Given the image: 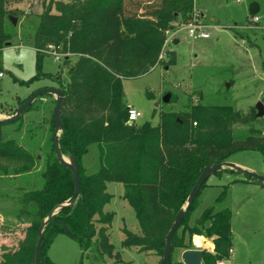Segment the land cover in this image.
<instances>
[{"label": "trees", "instance_id": "1", "mask_svg": "<svg viewBox=\"0 0 264 264\" xmlns=\"http://www.w3.org/2000/svg\"><path fill=\"white\" fill-rule=\"evenodd\" d=\"M32 1L0 0V52L11 46L17 36L10 17L20 19L25 12L18 6ZM194 3L195 0H50L44 5L33 43L38 74L22 84L30 86L48 78L55 83L54 88L63 92L59 145L64 157L73 156L77 162L81 193L71 208L55 215L45 228L41 264H55L49 251L63 234L78 242L82 259L94 252L99 260L108 257L116 263L123 262L110 242L115 215L105 211L113 199L107 191L109 183L124 186L123 199L135 211L141 229L140 236L125 230L123 247L163 258L167 235L203 170L230 162L234 154L242 151L264 153V117L258 118L255 108L245 113L232 106L195 104L190 98L184 111L162 113L157 126L148 122L127 124L129 107L123 80L143 76L162 63L166 32L175 29L171 23L193 18ZM49 45L69 55L62 59L65 76L61 72L42 73V61L47 56L42 50ZM32 95L18 97L13 105L0 108V113L14 115ZM49 98L53 96L39 97L16 122H0V182L5 178L10 184L14 179L21 181L13 198L15 209L7 215L14 223H4L1 230L20 228L23 235L14 248L0 246V264H36L41 225L75 193L74 176L59 163L54 149L56 102L50 111L51 135L43 160L5 132L6 127L18 125L37 103ZM92 144L99 147L100 170L87 175L82 158ZM206 184L207 181L202 189ZM199 195L172 239L167 264H183L174 261L173 254L180 246L186 247V234L203 236L214 243V251L205 253L202 264H226L230 260L232 213L209 208L191 227L190 215Z\"/></svg>", "mask_w": 264, "mask_h": 264}, {"label": "rangeland", "instance_id": "2", "mask_svg": "<svg viewBox=\"0 0 264 264\" xmlns=\"http://www.w3.org/2000/svg\"><path fill=\"white\" fill-rule=\"evenodd\" d=\"M50 0H33L19 5L25 14L18 19L17 36L11 46L0 52V108L8 107L19 97L25 99L39 90L54 88L56 85L43 78L30 86L23 85L38 74L37 51L34 48V33L39 23V15L45 11ZM260 8L259 22H252L251 4ZM193 18L178 24L175 40L163 50L162 63L149 73L123 80L125 100L142 114L137 125L146 122L157 126L162 113L184 111L193 98V103L204 105H226L248 112L258 102L264 103V0H195ZM56 13V10H53ZM197 14L211 33L207 40L189 38L187 26ZM173 30V31H174ZM167 33V32H166ZM174 58L171 63L170 59ZM72 59H74L72 57ZM74 61V60H73ZM62 61L46 56L42 61V73L55 75L61 72ZM166 95H171L165 102ZM171 101V102H170ZM55 97L43 99L34 110L26 113L16 126L5 128V132L33 152L41 160L44 158L45 144L50 138V111ZM17 109V108H16ZM0 113V120L11 117ZM230 162L264 176V153L242 151L234 154ZM5 165V164H4ZM82 166L87 175L100 170V152L97 144H92L82 158ZM21 185L20 178L10 184L8 178L0 182V246L14 248L22 238L20 228L2 231L1 226L13 222L8 217L15 209L13 198ZM108 193L113 196L106 212L114 213L110 229V242L115 253L122 256V263L105 257L96 258L91 252L82 259L80 246L70 236L60 235L53 243L49 257L55 264H159L162 260L155 253H139L138 249L123 247L125 230L141 235L135 211L123 199L124 186L109 183ZM223 196L221 199L220 196ZM209 208L215 212L230 210L232 213L233 253L230 264H264V184L250 181L241 173L222 171L213 174L201 190L197 205L190 215L191 227L195 226L202 214ZM182 232L179 236H182ZM184 245L175 249L174 261H182V255L189 250H208L214 243L198 235L186 234ZM210 244H209V243Z\"/></svg>", "mask_w": 264, "mask_h": 264}, {"label": "water", "instance_id": "3", "mask_svg": "<svg viewBox=\"0 0 264 264\" xmlns=\"http://www.w3.org/2000/svg\"><path fill=\"white\" fill-rule=\"evenodd\" d=\"M259 10L260 8L257 4L255 3L251 4L250 10H249L250 16H256ZM10 21L14 27L17 26L18 24L17 18L10 17ZM173 44L178 45L179 40H175ZM44 95H52L55 97V100H56V105L53 110V119H54V125H55V132H54V137H53L54 149H55L56 157L59 163L65 166L66 168H68L74 176L75 193L70 200L56 207L54 211L52 212V214L41 225L40 230H39V238L37 242V247H36V264H41V256H42V251H43V235H44V231L48 223L55 215H57L61 211L71 208L81 193L80 175H79V169H78L77 162L73 156H70L69 158L64 157L60 150V145H59V138H60L62 127H63L61 112H62V106H63V101H64V94L62 91L56 88H48V89L39 90L38 92L34 93L23 105L18 107L16 113L13 116L5 118L4 120H0V122L18 121L21 118V116L24 114L26 109L29 108L39 97L44 96ZM170 97L171 95H166L164 101L168 102ZM255 109L257 111V117L263 118L264 117V103L258 102L257 105L255 106ZM225 170L241 173L248 178L258 180L259 182L264 184V176H260L249 170L241 168L231 162H225L222 164L206 167L201 173L196 185L192 189L186 205L176 216L175 222L167 235L166 247L164 250L161 264L168 263L172 255V239L175 233L177 232V230L180 228L186 213H188L191 206L195 202L205 182L209 179L211 175L216 174L221 171H225ZM207 251L208 250H200V249L186 251L182 255V262L183 264H202V258Z\"/></svg>", "mask_w": 264, "mask_h": 264}, {"label": "built area", "instance_id": "4", "mask_svg": "<svg viewBox=\"0 0 264 264\" xmlns=\"http://www.w3.org/2000/svg\"><path fill=\"white\" fill-rule=\"evenodd\" d=\"M202 17L201 14H197L196 17L184 28L187 29L189 38L192 40H207L210 38V32L208 31L209 27L201 22L199 17ZM252 22H259V18L257 16L251 17ZM175 28L179 27L178 24L174 25ZM177 31H168L164 48H166L170 43L175 40V35ZM42 53L48 56L54 57L55 61L60 62L67 54H64L61 51L60 47H56L54 45H49L45 50H42ZM163 59V54L160 56V60ZM3 77V73L0 72V78ZM142 117V114L134 109L133 107H129L128 110V120L127 124H134L138 121L139 118Z\"/></svg>", "mask_w": 264, "mask_h": 264}, {"label": "crops", "instance_id": "5", "mask_svg": "<svg viewBox=\"0 0 264 264\" xmlns=\"http://www.w3.org/2000/svg\"><path fill=\"white\" fill-rule=\"evenodd\" d=\"M202 17H203V15H202ZM208 243H209V242H208ZM209 244H210V243H209ZM210 247H211V249L213 250V247H214L213 244H211ZM212 250H209V251H212ZM233 252H234V251H232V253H233ZM225 263H226V264H230V261H227V262H225Z\"/></svg>", "mask_w": 264, "mask_h": 264}]
</instances>
